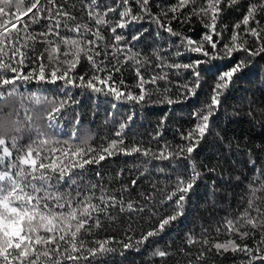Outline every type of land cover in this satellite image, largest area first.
<instances>
[{"label": "snow or ice", "instance_id": "snow-or-ice-1", "mask_svg": "<svg viewBox=\"0 0 264 264\" xmlns=\"http://www.w3.org/2000/svg\"><path fill=\"white\" fill-rule=\"evenodd\" d=\"M152 7L153 0H0V264H108L115 253L123 257L149 244L153 264L157 258L164 264L169 256L177 257L176 264H208L213 253H232L239 264H264V164L253 155L256 150L264 157V144L246 149L248 159L241 163L252 169L248 179L219 172L220 180L233 182L229 187L244 184L241 200L246 196L247 204L237 217L226 215L214 226L215 237L210 225L199 235L186 233L175 249L153 240L175 227L198 183L218 171L219 162L201 167L193 154L213 136L228 149L233 146L213 117L240 74L257 58L264 61V0H175L157 5L159 13ZM230 11L242 15L224 40ZM193 17L204 29L198 39L173 26L192 24ZM146 19L157 26V40L165 39L162 32L175 38L157 44L151 56L137 50L147 28L129 36L131 26ZM188 54L197 58L180 60ZM217 60L232 63L220 67ZM82 62L87 70L77 71ZM129 69L133 84L123 79ZM206 74L215 77L210 102L192 113L195 124L180 133L183 144L160 142L167 114L153 136L155 148L129 140L130 134L135 137L129 132L134 114L114 121L111 137H100L98 144L91 143L92 133L80 131L79 112L68 137L60 135L68 110L79 104L77 95L110 97L112 110L125 103L171 106L196 97ZM31 83L40 87L28 89ZM45 85L58 94H49ZM246 114L253 128L264 131V104L249 99ZM235 147L240 149L239 141ZM121 155L136 157L127 171L134 173L130 183L123 182L125 168L101 171L104 161ZM153 173L165 175L162 186ZM140 177L148 188L141 187ZM211 184L213 194L220 190L216 179ZM145 218L149 227L141 230L138 221ZM117 223L125 225L124 239L99 237V230ZM222 232L227 238L221 241L216 237ZM196 244L199 250L189 251Z\"/></svg>", "mask_w": 264, "mask_h": 264}, {"label": "trees", "instance_id": "trees-1", "mask_svg": "<svg viewBox=\"0 0 264 264\" xmlns=\"http://www.w3.org/2000/svg\"><path fill=\"white\" fill-rule=\"evenodd\" d=\"M111 2V0H106ZM175 0H153L152 10L154 13L160 12L161 6H167L174 3ZM135 7V5H134ZM187 11V9H185ZM79 15V13H78ZM242 13L229 12L226 14L225 23L229 25V30L225 32L223 39L227 40L231 35V25L235 23ZM27 19V18H25ZM163 19V17H162ZM173 26L182 30L187 36L198 39L201 33L204 31L196 18L193 17L192 24L179 25L173 22ZM147 28L149 31L145 33L141 41L137 44V50L142 54L151 56L153 48L157 44L167 45L168 40L175 38L169 37L167 33H161L165 37L164 40H157L156 31L157 26L154 23L148 22L146 19L139 24H133L129 32V36L132 32H136L139 29ZM42 47V46H41ZM195 54H188L187 56L180 57L181 61L187 62L188 60L196 59ZM154 60V58H153ZM258 63H254L248 69H245L239 76V79L230 86L228 92L221 97L222 107L216 117L213 120L216 124V129L221 131L226 140H232L233 146L228 149L225 145L215 139V137H209L200 148L193 154L197 163L203 167L216 166L219 162V168L217 173H211L206 175L199 183L194 191L190 194V198L185 210V215L180 217L176 222L175 227L169 229L161 236L153 238L154 241H159L161 248L175 249L185 240L186 233H193L199 235L201 227H209L212 225V235L215 237L214 226L221 222L226 215L231 218H235L239 215L240 211L246 207L247 197L241 200V196L247 191L243 183H235L234 186L229 187L230 183L227 180L219 179V172L224 171L225 175L231 173L232 175L240 174L242 179H248L252 176V169L248 168L246 161L248 157L245 155L247 148H253L256 145L264 144V131L260 128H253L249 122V118L246 114L248 108V100L254 98L258 104H264V61H260L257 58ZM217 66L223 67L232 63L229 60H217L214 61ZM86 62H82V65L77 71L83 72L87 70ZM25 71H28L26 68ZM186 75V74H185ZM119 74H117V78ZM123 79L128 84L135 82L134 73L129 69L123 73ZM176 80V77L172 78ZM215 77L212 75H205V78L201 84V88L197 92V96L189 99L187 102L180 104L168 105L167 103H150L148 105H133V104H118L116 110L111 109V103L113 102L110 97L103 95L95 96L94 94L85 92L83 95H77L79 104L73 105L68 110L67 119L62 121L65 128L60 133L61 136L67 138L71 131L70 122L76 112H79L82 122L81 132H90L94 135V139L91 141L93 144L100 142V137L105 135L111 137L114 131V121H123L129 114H134V119L131 122L130 133H135V137L129 135V140H143L147 145L151 142L153 148L157 147V141L153 139L154 134L158 131V125L160 120L167 114V121L162 129L163 132L161 143L168 141L173 145H179L185 143L181 139V132H186L192 128L195 124L192 113L205 103L210 102L209 97L214 87ZM38 85L31 83L27 85L28 89L35 90ZM50 89L49 94L57 93L58 89L52 85L43 86ZM151 87V86H149ZM173 95L175 94L176 85L173 84ZM74 93H80V89H74ZM138 91V89H134ZM156 98L153 97V100ZM109 112H114L113 116H109ZM239 112V116H235L234 113ZM236 141H239L240 149L235 147ZM253 155L256 156L258 162L264 164V157L261 156L256 150L253 151ZM134 156H117L114 160H106L102 163L101 171L106 174H114L119 169L125 168V175L123 182L130 183L134 176L128 175L127 171L131 168V162L134 161ZM142 159V157H141ZM125 161L129 163L125 165ZM232 161H236L233 164ZM160 163V162H154ZM168 162H162L161 166H167ZM94 175V174H93ZM161 186L165 183L166 177L160 173H153L152 179L156 180ZM217 180V188L220 189L215 194L212 192V180ZM140 183L142 188H148L149 184L144 181V177H140ZM226 192H231V196L226 195ZM123 219V218H121ZM142 226L141 230H146L149 227L147 218L138 221ZM126 223V221H125ZM152 223H155L153 221ZM124 224L117 223L115 226L109 225L105 229L99 230L98 235L100 238L105 236H114L117 239H124L123 229ZM139 235V231L137 232ZM219 240H224L227 237L223 234L216 237ZM239 240L238 237H235ZM256 239H259L257 235ZM252 245V240L246 241ZM254 246V245H253ZM153 245H147L142 251H126L124 256L121 257L118 253L112 255L108 264H153L151 258V249ZM200 248L199 244L193 245L189 251L196 252ZM176 256H169L164 264H176ZM194 259V257H193ZM187 257L183 258V262H186ZM240 257L233 256L232 253H228L223 257H218L214 253L209 256L208 264H239ZM156 264H160L159 258L156 259Z\"/></svg>", "mask_w": 264, "mask_h": 264}]
</instances>
